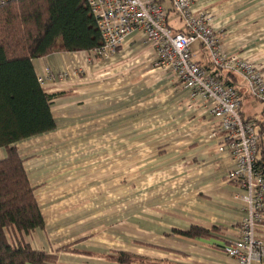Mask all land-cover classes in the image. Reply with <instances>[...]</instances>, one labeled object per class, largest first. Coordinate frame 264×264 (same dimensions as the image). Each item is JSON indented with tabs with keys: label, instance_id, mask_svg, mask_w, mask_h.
Listing matches in <instances>:
<instances>
[{
	"label": "crops",
	"instance_id": "0c3cea01",
	"mask_svg": "<svg viewBox=\"0 0 264 264\" xmlns=\"http://www.w3.org/2000/svg\"><path fill=\"white\" fill-rule=\"evenodd\" d=\"M193 9L212 16L226 53L264 72V0H193ZM171 14L172 27L184 31ZM155 53L135 32L107 58L81 50L33 60L54 95L56 128L16 143L45 222L20 237L55 264H122L115 259L122 252L140 258L132 264H235L222 250L247 215L242 187L228 179L234 164L219 151L208 101L159 68ZM192 53L218 72L201 43ZM216 76L231 80L243 117L264 130V102L240 77ZM7 156L0 148V159ZM194 226L210 236L179 234Z\"/></svg>",
	"mask_w": 264,
	"mask_h": 264
},
{
	"label": "built area",
	"instance_id": "2783aa9c",
	"mask_svg": "<svg viewBox=\"0 0 264 264\" xmlns=\"http://www.w3.org/2000/svg\"><path fill=\"white\" fill-rule=\"evenodd\" d=\"M6 1L0 0V4ZM86 1L101 35V44L89 50L91 56L110 57L128 36L141 32L155 48L156 65L171 71L179 85L190 89L194 97L208 101L221 138L219 151L234 164L228 179L242 187L240 199L247 212L239 223L238 239L223 245L222 250L235 264H264V175L258 167L264 135L260 136L255 120L243 117L240 91L195 61L192 45L201 43L214 68L240 77L249 94L262 102L264 72L252 59L225 52L212 16L194 10L193 0H169L173 12L184 20V31L172 27L168 8L158 0ZM39 79L42 83L43 78Z\"/></svg>",
	"mask_w": 264,
	"mask_h": 264
},
{
	"label": "trees",
	"instance_id": "16d2710c",
	"mask_svg": "<svg viewBox=\"0 0 264 264\" xmlns=\"http://www.w3.org/2000/svg\"><path fill=\"white\" fill-rule=\"evenodd\" d=\"M168 11L170 15L173 10ZM100 44V31L86 0L0 4V148L8 152L0 159V264L56 262V256L33 250L20 237L43 228L45 222L16 143L56 128L51 111L54 95L44 91L33 60L54 52L91 50ZM216 70L214 74L219 75L220 69ZM259 134L263 136L264 130L259 129ZM262 146L260 142L259 151ZM258 167L264 175V158L259 156ZM179 232L191 238L210 236L209 230L198 226ZM115 259L122 264L140 261L128 252Z\"/></svg>",
	"mask_w": 264,
	"mask_h": 264
},
{
	"label": "rangeland",
	"instance_id": "374dc122",
	"mask_svg": "<svg viewBox=\"0 0 264 264\" xmlns=\"http://www.w3.org/2000/svg\"><path fill=\"white\" fill-rule=\"evenodd\" d=\"M171 15H172V14H171ZM171 15L169 16V22H170V24L172 23V25H173V19H172V18H173L174 16H173V15L171 16ZM176 17L180 20V22L182 21V23H184V20H183L182 17H180V16H178V15H177Z\"/></svg>",
	"mask_w": 264,
	"mask_h": 264
}]
</instances>
